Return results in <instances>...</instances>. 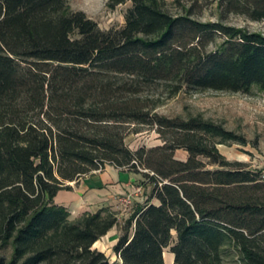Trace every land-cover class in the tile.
Wrapping results in <instances>:
<instances>
[{"label": "trees", "instance_id": "obj_1", "mask_svg": "<svg viewBox=\"0 0 264 264\" xmlns=\"http://www.w3.org/2000/svg\"><path fill=\"white\" fill-rule=\"evenodd\" d=\"M175 1L180 15L166 0H109L132 7L122 28L104 31L69 0H0V264H166L168 248L174 264H225L227 246L264 264V179L217 147L238 137L201 117L156 114L160 101L146 96L264 91V34L201 22L200 0ZM220 6L264 21V0ZM132 125L158 127L165 145L132 151ZM108 164L153 186L115 247L122 263L94 248L115 212L72 221L55 202Z\"/></svg>", "mask_w": 264, "mask_h": 264}, {"label": "rangeland", "instance_id": "obj_2", "mask_svg": "<svg viewBox=\"0 0 264 264\" xmlns=\"http://www.w3.org/2000/svg\"><path fill=\"white\" fill-rule=\"evenodd\" d=\"M69 2L73 10L84 11L104 31L122 28L126 23V13L132 7V3L129 2L113 10L108 6L109 0H69ZM166 3L170 13L174 15L183 13L182 5L175 0H166ZM192 5V3H188L187 6L189 8ZM194 12V18L201 22H220L228 26L244 28L253 33L264 34V21H253L238 14L227 15L220 6V0H200L196 4ZM223 42V39L219 40L217 44L211 46V50L215 51ZM146 96L151 97L154 101H160L154 113L163 117L184 120L201 117L233 132L238 140L225 143L218 140L219 151L228 161L241 162L247 169L259 173L264 179V91L258 88H254L250 93L214 90L184 91L174 98H168L165 90L160 88L147 93ZM129 131L126 143L132 151H138L143 147L151 149L165 145L164 139L158 132V127L132 125ZM189 156V152L185 149H179L175 153V158L181 161H187ZM209 168L215 169L211 166ZM140 189L142 188L136 187L133 195L137 196ZM145 195H149V192L145 191L144 197ZM137 205L125 206L116 210L117 212L115 211L118 219L119 217L121 219L119 223L121 226H118L121 235L126 223L138 208ZM97 247L99 249L107 248L110 260L117 258L116 246H113L110 241L106 243V240L102 238ZM3 253L10 258L12 248L10 247ZM172 254L170 248L165 252L168 264H171ZM224 259L225 264H243L240 253L230 246L224 250Z\"/></svg>", "mask_w": 264, "mask_h": 264}, {"label": "crops", "instance_id": "obj_3", "mask_svg": "<svg viewBox=\"0 0 264 264\" xmlns=\"http://www.w3.org/2000/svg\"><path fill=\"white\" fill-rule=\"evenodd\" d=\"M67 185L71 186L72 190L59 192L55 198V202L65 207L69 211L71 219L75 221L87 213L94 214L104 208L114 212L120 210L125 207L121 203V199L126 197H131L132 204L130 206L134 204H138V207L145 205L153 190V186L146 182L143 174L111 164L101 171H95L78 181L69 182ZM136 187L142 189L139 190L140 192L137 196H134ZM145 191L149 192V195H145L144 197ZM120 222L121 219L119 217ZM119 223L103 238L106 240V243L110 241L113 243V246L118 244L121 237V230L118 227L121 225ZM174 234L176 235V232ZM99 242H97L94 248L110 257L106 247V249H99L97 247ZM166 258L165 256L166 264H168ZM174 258L172 254L171 264L175 263ZM110 261L111 263H122V259L118 255L116 259Z\"/></svg>", "mask_w": 264, "mask_h": 264}, {"label": "built area", "instance_id": "obj_4", "mask_svg": "<svg viewBox=\"0 0 264 264\" xmlns=\"http://www.w3.org/2000/svg\"><path fill=\"white\" fill-rule=\"evenodd\" d=\"M121 203L125 206H130L132 204L131 197H126L121 199Z\"/></svg>", "mask_w": 264, "mask_h": 264}]
</instances>
